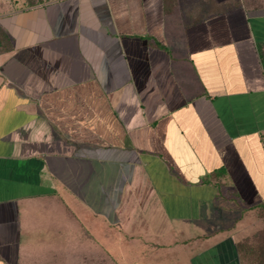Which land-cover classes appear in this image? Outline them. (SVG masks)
I'll use <instances>...</instances> for the list:
<instances>
[{"label": "crops", "instance_id": "1", "mask_svg": "<svg viewBox=\"0 0 264 264\" xmlns=\"http://www.w3.org/2000/svg\"><path fill=\"white\" fill-rule=\"evenodd\" d=\"M203 4L0 0V264L78 208L241 264L223 223L264 216V9Z\"/></svg>", "mask_w": 264, "mask_h": 264}, {"label": "rangeland", "instance_id": "2", "mask_svg": "<svg viewBox=\"0 0 264 264\" xmlns=\"http://www.w3.org/2000/svg\"><path fill=\"white\" fill-rule=\"evenodd\" d=\"M241 4L251 10L264 9V0H224L219 4L204 0L199 7L205 6L201 15L207 17ZM244 211L247 210L239 206L238 217L227 214L223 225L236 219L242 222L224 235L235 240L241 264H264V216H251ZM75 212L80 217L76 224L72 219L69 227L62 224L54 228L53 224L51 228H29L22 264H190L191 248L178 242V234L172 229L102 228L101 217H86L80 208Z\"/></svg>", "mask_w": 264, "mask_h": 264}]
</instances>
